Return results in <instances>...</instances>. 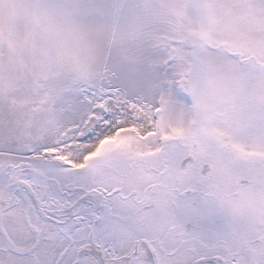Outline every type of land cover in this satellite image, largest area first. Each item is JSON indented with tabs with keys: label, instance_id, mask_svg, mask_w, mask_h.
I'll return each instance as SVG.
<instances>
[{
	"label": "snow or ice",
	"instance_id": "1",
	"mask_svg": "<svg viewBox=\"0 0 264 264\" xmlns=\"http://www.w3.org/2000/svg\"><path fill=\"white\" fill-rule=\"evenodd\" d=\"M0 264H264V0H0Z\"/></svg>",
	"mask_w": 264,
	"mask_h": 264
},
{
	"label": "rangeland",
	"instance_id": "2",
	"mask_svg": "<svg viewBox=\"0 0 264 264\" xmlns=\"http://www.w3.org/2000/svg\"><path fill=\"white\" fill-rule=\"evenodd\" d=\"M129 2H132V0H129ZM139 56L140 53H135L134 59H125L124 57L117 54L114 57V64L122 69L135 71L139 68ZM105 83H108V81H105Z\"/></svg>",
	"mask_w": 264,
	"mask_h": 264
},
{
	"label": "clouds",
	"instance_id": "3",
	"mask_svg": "<svg viewBox=\"0 0 264 264\" xmlns=\"http://www.w3.org/2000/svg\"><path fill=\"white\" fill-rule=\"evenodd\" d=\"M153 2H157V3H159V2H161V0H153ZM187 94V93H186ZM190 99H191V97H190Z\"/></svg>",
	"mask_w": 264,
	"mask_h": 264
}]
</instances>
